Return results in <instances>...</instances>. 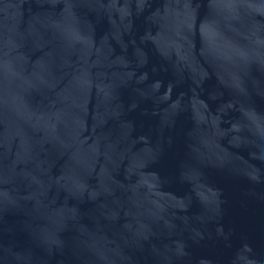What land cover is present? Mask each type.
<instances>
[{
  "label": "water",
  "instance_id": "95a60500",
  "mask_svg": "<svg viewBox=\"0 0 264 264\" xmlns=\"http://www.w3.org/2000/svg\"><path fill=\"white\" fill-rule=\"evenodd\" d=\"M0 264H264V0H0Z\"/></svg>",
  "mask_w": 264,
  "mask_h": 264
}]
</instances>
